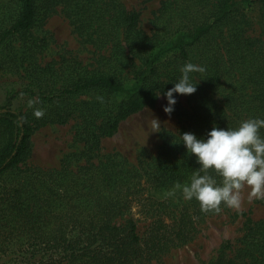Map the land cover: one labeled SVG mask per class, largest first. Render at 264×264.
<instances>
[{
  "label": "trees",
  "instance_id": "16d2710c",
  "mask_svg": "<svg viewBox=\"0 0 264 264\" xmlns=\"http://www.w3.org/2000/svg\"><path fill=\"white\" fill-rule=\"evenodd\" d=\"M18 2L14 18L0 27V56L10 48L30 61L32 86L25 92L36 97L37 107L14 109L17 91L0 106V264H144L187 244L219 212L202 211L177 187L199 167L182 133L199 138L214 125L264 118V32L249 36L244 22L251 6L264 20V0H164L152 34L141 29L140 13L123 0ZM57 6L92 45V64L77 58L39 63L48 44L34 30ZM189 61L206 71L192 73L194 93H174L188 101L174 106L179 133L165 132L158 154L142 157L138 166L119 152L100 156L101 138L154 107ZM89 95L91 102L77 101ZM37 109L44 115L36 117ZM72 118L80 120L74 141L84 144L83 151L67 154L55 169L23 166L39 128ZM135 208L151 220L144 238L131 216ZM243 216L237 258L264 264V219Z\"/></svg>",
  "mask_w": 264,
  "mask_h": 264
},
{
  "label": "rangeland",
  "instance_id": "374dc122",
  "mask_svg": "<svg viewBox=\"0 0 264 264\" xmlns=\"http://www.w3.org/2000/svg\"><path fill=\"white\" fill-rule=\"evenodd\" d=\"M163 1L123 0L129 10L140 13V27L147 34L154 31L153 23L162 9ZM18 9V0H0V27L8 25ZM245 10L247 34L249 36L263 34L264 20L258 10L252 9V6ZM34 33L40 38H45L48 44L38 55L39 63L42 65L64 58H77L83 64H92L96 59L92 45L77 34L61 6L51 11ZM16 47L18 48V44ZM29 64L30 61L26 57L24 59L22 55L19 57L14 55L10 48L4 50L0 56V106L5 103L10 91H17L20 94L14 100V109L22 112H32L36 109V97H32L28 91L25 92L32 86L28 80ZM92 97L83 96L77 101L91 102ZM178 103L187 106V98L176 99L175 105ZM166 104V97L160 96L154 107L145 108L122 121L115 135L101 138L99 155L119 152L133 166H138L144 156H156L163 144V134L180 131V124L174 112L164 111ZM154 119L158 120L159 128H154ZM79 122L78 118H72L65 124H48L39 128L32 137V155L23 166L55 169L67 154L83 151L84 144L74 141ZM7 178L11 181L13 176L9 175ZM260 201L248 202L245 199L239 210L227 207L217 214L208 216L198 226L196 234L187 244L172 248L144 264H248L247 260L237 258L245 233L246 218L243 214L249 213L254 221L264 219V204ZM131 216L137 221L139 235L144 238L151 220L138 214L136 208L133 209ZM9 254L15 256L16 252L10 251ZM25 255L30 256L29 253ZM17 261L22 262L24 258L21 256Z\"/></svg>",
  "mask_w": 264,
  "mask_h": 264
},
{
  "label": "clouds",
  "instance_id": "9594fccd",
  "mask_svg": "<svg viewBox=\"0 0 264 264\" xmlns=\"http://www.w3.org/2000/svg\"><path fill=\"white\" fill-rule=\"evenodd\" d=\"M205 71L202 65L185 62L180 67L179 80L164 92L167 99L164 111H174V93L196 91L198 82H193L191 73ZM34 115L41 117L44 111L37 109ZM153 125L160 127L156 119ZM261 129H264V118L250 117L241 120L236 127L214 125L206 136L199 138L192 132L182 133L187 152L194 154L199 164L188 182L177 184L183 198L195 199L204 212H220L222 206L239 210L245 199L264 201V134Z\"/></svg>",
  "mask_w": 264,
  "mask_h": 264
}]
</instances>
